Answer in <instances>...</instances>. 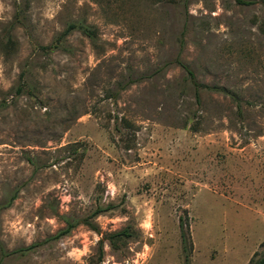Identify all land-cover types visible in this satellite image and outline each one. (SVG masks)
Segmentation results:
<instances>
[{"label": "rangeland", "instance_id": "374dc122", "mask_svg": "<svg viewBox=\"0 0 264 264\" xmlns=\"http://www.w3.org/2000/svg\"><path fill=\"white\" fill-rule=\"evenodd\" d=\"M246 1L0 0V243L39 244L0 264H186L183 236L188 264L264 257V0ZM71 24L96 38L42 49ZM98 204L100 234L52 239Z\"/></svg>", "mask_w": 264, "mask_h": 264}, {"label": "trees", "instance_id": "16d2710c", "mask_svg": "<svg viewBox=\"0 0 264 264\" xmlns=\"http://www.w3.org/2000/svg\"><path fill=\"white\" fill-rule=\"evenodd\" d=\"M237 4L239 5H251L252 2L250 1H246V0H235ZM76 30H80L83 34H85L86 36H88L91 40H94L96 38L95 32L93 30H91L89 27L83 25V24H71L67 27V29L65 30V32L55 41L54 44H52L50 47L47 48H42L43 50H47V49H59L61 47L62 42L64 41L65 37L72 33L73 31ZM177 63L183 68V70L186 72L187 74V79L188 81L192 84V86H194L195 91H196V98L197 100H199V93L198 90L200 87H204L203 85L200 86L195 79V76L193 74V72L185 65L183 64L181 61L177 60ZM24 75L21 77V79L23 80ZM25 86L24 81H22V85L19 87L18 89V93L20 94L23 90ZM206 88V87H204ZM220 91H222V89H220ZM225 93V91H222ZM239 106V105H238ZM29 162H31V164L34 165V162L32 160H29ZM17 198V193L13 194L9 200L3 204L0 205V212L7 208L10 207L11 204L16 200ZM116 208L115 205H107V206H102L100 204H98V206L95 208V210L90 213L88 216L82 218V219H78V220H66V227L61 230L55 237H53V240H58L64 236H68L74 229H76L79 226H86L88 227L90 230L100 234L101 231L98 227V225L95 223V219L104 214V213H108L111 211H114ZM184 225L181 222V228H183ZM132 237V233L128 230H122V231H118V232H114V233H108V234H104L103 238L99 241V260L101 261L102 258L104 257V247H103V241L106 240L109 242L110 246L113 249H117L119 247V244H121L123 241L129 239ZM183 251L186 254L185 256V262L186 264L189 263V253H190V248L187 247V241L183 236ZM37 246H39V244L37 245H31L27 248H23V249H19L13 252H6L3 247L1 246L0 243V251H1V261L4 260L5 258L11 256V255H18L19 257H23L26 256L30 251L34 250ZM255 264H264V257L259 260L258 262H256Z\"/></svg>", "mask_w": 264, "mask_h": 264}]
</instances>
